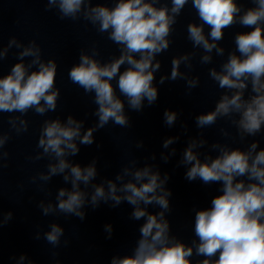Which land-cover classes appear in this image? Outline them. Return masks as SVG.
<instances>
[{
	"label": "clouds",
	"instance_id": "9594fccd",
	"mask_svg": "<svg viewBox=\"0 0 264 264\" xmlns=\"http://www.w3.org/2000/svg\"><path fill=\"white\" fill-rule=\"evenodd\" d=\"M189 3V0H171V6L161 0H112V5L93 0H47L45 11L53 9L59 19L84 20L96 28L100 34H107L119 47V56L107 62L97 59L99 51L95 45L81 49L79 63L68 72L70 81L92 95V103L97 107L92 113L97 119L91 127L85 128V119L68 115L62 120L45 119L41 125L35 155L29 161L47 159L46 171L38 172L30 178L38 190L51 195L47 184L53 177L60 176L64 184L55 196V203L41 199L37 207L45 217L63 214L85 220V209L95 210L101 204L112 208L127 203L133 211L130 219L140 221V236L131 255L113 256L110 264H192L191 257H203L196 264H264V148L259 151L260 142L253 140L246 150L230 147L228 143L215 142L210 148L218 152L201 154L195 149L203 148L205 139L190 138L183 150L179 166L186 167L185 179L189 182L201 181L204 185L220 184L218 195L211 200V206L195 212L194 239L191 246L170 235V222L166 214L171 212L167 188L168 173L161 175L155 164L130 159L114 179L104 178L95 183L98 173L97 159L87 165L74 162L71 157L79 154L81 146L95 143V133L110 122L121 128H130V111L141 113L145 107L153 106L159 98V89L154 85L155 73L161 69L157 56L166 52L172 43L170 39L174 25ZM252 7L245 8L238 0H191L199 18V23L187 25V38L193 49L203 53L199 56L202 65L211 64L212 53L223 57L225 48L220 45L224 31L239 24L249 31L238 32L234 36L235 49L228 53L219 70H208L209 78L224 91L216 101L214 109L195 117L198 129H205L218 120L228 121L237 130L241 141L256 137L264 131V0H251ZM205 26L210 29L205 33ZM15 47L19 62L6 75L0 76V113H19L8 117V132H0V168L7 167L9 152L5 146L11 133L21 135L28 132L29 121L25 118L29 111L45 116L57 109L60 89L56 87L57 62L44 60L42 49L35 39L26 45L16 37H11L6 47L0 49V61ZM195 51L173 57L169 75H162L159 84L166 81H185L187 94H191L200 84L199 76H192ZM25 58H31L25 63ZM188 71L182 72L181 65ZM122 66L124 70L121 71ZM35 69V70H33ZM116 81L114 87L113 81ZM180 113L170 109L163 112L164 124L168 128L176 125ZM188 132L187 125H181ZM222 136L230 133L220 129ZM198 136L203 137L201 131ZM180 136L166 137L163 149L177 143ZM143 141L136 143L143 148ZM99 148L100 145H97ZM176 155L172 148L163 152L160 159L167 163ZM148 159L155 160V154ZM39 181V183H37ZM91 189L89 191L88 189ZM158 207L155 214L148 206ZM13 219V213L0 212V228ZM48 231H36L35 240L43 239L56 249L61 246L65 229L59 223H50ZM106 239H111L113 227L104 225ZM69 240H63L67 247ZM52 257L59 255L52 251ZM16 264H24L26 255ZM28 264L33 261L28 260ZM55 264H60L55 260Z\"/></svg>",
	"mask_w": 264,
	"mask_h": 264
}]
</instances>
